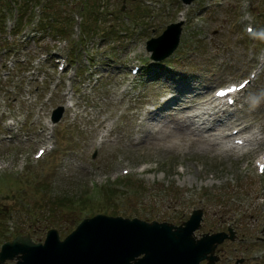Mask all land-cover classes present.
Masks as SVG:
<instances>
[{
	"label": "rangeland",
	"instance_id": "obj_1",
	"mask_svg": "<svg viewBox=\"0 0 264 264\" xmlns=\"http://www.w3.org/2000/svg\"><path fill=\"white\" fill-rule=\"evenodd\" d=\"M41 3L0 0V244L25 234L43 242L49 229L63 239L97 214L180 225L200 209L196 236L234 235L216 245L215 264H264V173L255 166L264 153V0ZM27 4L24 44L7 33L15 26L7 21ZM39 10L32 40L27 23ZM180 11L178 47L150 60L145 41ZM60 45L72 58L62 71L54 60ZM132 65L140 67L136 78ZM251 69L256 78L237 103L207 116L215 87ZM65 104L48 137L51 110ZM205 119L212 121L200 125ZM191 129L218 145L188 143ZM241 136L255 142L228 151Z\"/></svg>",
	"mask_w": 264,
	"mask_h": 264
},
{
	"label": "water",
	"instance_id": "obj_2",
	"mask_svg": "<svg viewBox=\"0 0 264 264\" xmlns=\"http://www.w3.org/2000/svg\"><path fill=\"white\" fill-rule=\"evenodd\" d=\"M180 24L168 25L159 37L147 41L152 60H163L175 50ZM62 112L57 107L52 121ZM201 218L200 209L193 210L180 225L97 214L82 219L63 239L55 229L47 231L43 242H35L29 234L15 236L1 244L0 264H215L216 245L225 239L233 241L234 235L228 229L196 236ZM13 259V263L6 261ZM241 262L238 259L235 264Z\"/></svg>",
	"mask_w": 264,
	"mask_h": 264
},
{
	"label": "bare ground",
	"instance_id": "obj_3",
	"mask_svg": "<svg viewBox=\"0 0 264 264\" xmlns=\"http://www.w3.org/2000/svg\"><path fill=\"white\" fill-rule=\"evenodd\" d=\"M181 85V84H180ZM175 101H177V102H179V101H181V100H179V99H176ZM182 102H185L184 100H182ZM210 102V101H209ZM66 108H68V107H70V105H67V104H65L64 105ZM184 109H187L188 108V106L186 105V106H184L183 107ZM220 113H223V111H218V112H215V113H208V115L207 116H213V115H218V114H220ZM199 116H200V114L198 113V114H192V115H190V118H192V124H194V120L195 119H197V118H199ZM213 120H216V118H213ZM210 121H212V119H205V120H203V122L200 124V125H203V124H205V123H208V122H210ZM103 126V125H102ZM199 126V125H198ZM177 128H181L180 126H177ZM205 127H203L202 128V130L204 129ZM211 129H213V127L212 126H209V127H207V129H205V132H208V130H211ZM178 131H183L182 129H178ZM198 130H196V129H191V130H189V131H187V133H188V135H186V136H188V143H192V142H197V143H208V145H210V147H212L213 149L215 148V146H217L218 145V143H216L215 141H212L211 139H208V138H203V136L202 135H200L198 132H197ZM111 132V130H108L107 131V134L106 135H108L109 133ZM172 130H166V131H163L162 133H163V135L164 136H169V135H171L172 134ZM185 132V131H184ZM182 136H185V135H183L182 133L181 134H179L178 135V139L180 140V137H182ZM192 137H194V138H192ZM252 139L254 140V139H256L254 136L252 137ZM202 141V142H201ZM246 147L247 146H249L250 145V143L251 142H255V141H251V137H248L247 138V140H246ZM227 143V142H226ZM242 148H238L237 150H241Z\"/></svg>",
	"mask_w": 264,
	"mask_h": 264
},
{
	"label": "trees",
	"instance_id": "obj_4",
	"mask_svg": "<svg viewBox=\"0 0 264 264\" xmlns=\"http://www.w3.org/2000/svg\"><path fill=\"white\" fill-rule=\"evenodd\" d=\"M26 1V3H30V4H33V3H36V2H38L37 0H34V2L33 1H31V0H25ZM28 4L26 5V6H24V5H22V6H20V9H21V14H22V17L24 16V14H26V10L28 9ZM63 30V29H62ZM62 30H59V32H61ZM113 215H115V214H113Z\"/></svg>",
	"mask_w": 264,
	"mask_h": 264
},
{
	"label": "snow or ice",
	"instance_id": "obj_5",
	"mask_svg": "<svg viewBox=\"0 0 264 264\" xmlns=\"http://www.w3.org/2000/svg\"><path fill=\"white\" fill-rule=\"evenodd\" d=\"M243 87V86H242Z\"/></svg>",
	"mask_w": 264,
	"mask_h": 264
}]
</instances>
